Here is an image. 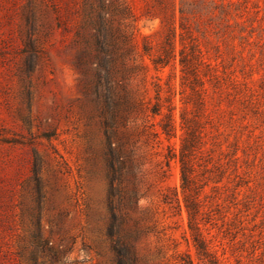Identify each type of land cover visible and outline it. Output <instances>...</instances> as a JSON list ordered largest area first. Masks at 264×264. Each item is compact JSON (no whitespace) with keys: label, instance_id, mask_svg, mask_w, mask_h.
I'll return each mask as SVG.
<instances>
[{"label":"rangeland","instance_id":"rangeland-1","mask_svg":"<svg viewBox=\"0 0 264 264\" xmlns=\"http://www.w3.org/2000/svg\"><path fill=\"white\" fill-rule=\"evenodd\" d=\"M231 1L186 0L194 10L184 22L217 75L202 76L207 90L197 110L181 82L177 13L174 59L163 68L151 63L171 0H128L134 51L146 69L124 79L134 107L120 111L112 141L118 186L137 191L122 211L140 229L136 250L148 264H176L184 252L199 264L176 156L186 129L181 115L199 135L192 176L203 234L229 264H264V0ZM81 5L0 0V264H112L105 136L72 70ZM29 38L36 54L25 51ZM155 103L160 113L151 115L147 106ZM166 121L169 136L161 130Z\"/></svg>","mask_w":264,"mask_h":264},{"label":"trees","instance_id":"trees-1","mask_svg":"<svg viewBox=\"0 0 264 264\" xmlns=\"http://www.w3.org/2000/svg\"><path fill=\"white\" fill-rule=\"evenodd\" d=\"M228 2L232 3L231 0ZM186 3V0H178L177 3L171 0V17L167 18L168 25H165L167 29L164 40L159 53L151 59V63L155 69L163 68L174 59L177 13L179 19L177 35L181 45L178 50L181 82L187 83L191 94L196 96L195 107L200 110L203 104L202 94L207 90L202 76L209 75L217 78V75L210 74L212 68L210 62L205 59L202 49L184 22L186 12L189 9L191 12L194 10V7L187 6ZM80 9V21L74 28L72 70L77 74L82 99L91 109V118L97 117V122L105 136V144L101 148L105 162V175L109 184L106 206L109 218L105 232L110 242L112 264H148V261L140 257L136 250V239L140 229L136 225H128L127 213L122 211V206H128L134 202L137 191L134 188L123 191L118 186L121 165H116L114 160L118 157L119 149L115 148L112 141L117 120L121 116L125 117L120 111L134 107V103L130 102L128 90L125 89L124 79H127V76L138 75L146 69L145 65L139 61L140 54L134 51V17L128 0H82ZM26 19L31 33L34 34L38 19H34V15ZM59 22L60 20H57V23ZM35 46L34 40L29 38L25 51L36 54L39 49ZM148 49H150L148 44L144 43L142 54H147ZM117 64L120 65L118 69H116ZM202 67L205 70H202ZM116 74H119V80H116ZM121 80L124 81L120 82ZM118 84L122 94L115 90ZM160 109L161 106L158 103L147 106L151 115L159 114ZM168 116L170 120V115ZM181 119L184 120L186 129L176 156L180 163L181 192L195 255L199 264H229V261L221 256L223 252L221 255L217 254L203 234L204 212L196 201L197 191L192 176L194 169L192 160L194 151L199 148V135L196 132L194 120H185L182 115ZM160 125L162 132L169 136L171 130L169 121ZM173 157L174 154L171 153L168 158ZM163 201L167 204L171 203L167 195L163 196ZM175 202L179 210L180 203L177 197ZM33 237L36 238L37 235ZM175 259L176 264H194L191 256L185 252L178 254ZM34 263H36L35 258Z\"/></svg>","mask_w":264,"mask_h":264}]
</instances>
